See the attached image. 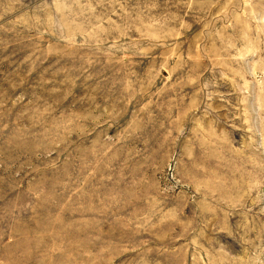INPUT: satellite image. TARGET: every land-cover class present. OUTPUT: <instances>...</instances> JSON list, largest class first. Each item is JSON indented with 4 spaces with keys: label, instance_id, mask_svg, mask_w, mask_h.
<instances>
[{
    "label": "rangeland",
    "instance_id": "1",
    "mask_svg": "<svg viewBox=\"0 0 264 264\" xmlns=\"http://www.w3.org/2000/svg\"><path fill=\"white\" fill-rule=\"evenodd\" d=\"M0 264H264V0H0Z\"/></svg>",
    "mask_w": 264,
    "mask_h": 264
}]
</instances>
